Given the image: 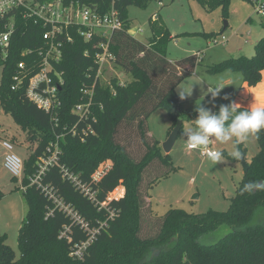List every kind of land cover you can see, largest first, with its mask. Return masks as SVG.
I'll return each instance as SVG.
<instances>
[{
	"label": "trees",
	"instance_id": "obj_1",
	"mask_svg": "<svg viewBox=\"0 0 264 264\" xmlns=\"http://www.w3.org/2000/svg\"><path fill=\"white\" fill-rule=\"evenodd\" d=\"M61 1L99 13L114 8L122 26L107 40L98 35L85 40L77 27L68 28L72 40L62 43L61 59L54 64L63 77L57 93V124L28 99L24 86L11 88L18 62L24 61L26 68L39 65L38 51L46 48L42 35L48 27L31 19H18L6 51L0 48V107L13 117L26 140L36 144L23 160L21 186L27 212L18 230L20 256L14 257L6 235L0 234V264H264V190L244 191L250 182H264V129L253 134L258 151L246 162L247 170L226 210L190 213L170 208L155 215L148 190L175 167L170 154L149 135L147 119L156 108L165 109L171 121L169 134L178 120L193 118L194 113L180 109L176 87L201 62L196 53L174 61L166 58L171 33L158 15L150 17L151 35L146 42L129 33L127 8L143 9L153 0ZM229 1L198 0L207 9L220 7L225 12ZM105 41L113 65L131 75L128 82L121 84L112 78L110 84H103L97 79L96 54L102 49L98 44ZM205 68L211 73L238 71L247 86H256L264 70V36L254 44L252 56L229 57ZM82 89L92 92L95 121L90 117L77 123L71 111L87 98ZM75 123L77 133L72 134L68 127ZM126 123L134 125L143 147L138 156H132L126 144L117 140ZM87 124L93 132L83 134L81 129ZM181 131L182 126L178 136ZM56 137L60 148L56 162L47 166L40 187L29 184L37 168L35 162ZM238 148L244 155L245 146L240 144ZM105 162H110V168L99 180H92V173ZM62 167L85 184L94 199L63 176ZM119 186L123 194L110 198ZM221 227L228 229L224 235L210 244L201 242L202 237Z\"/></svg>",
	"mask_w": 264,
	"mask_h": 264
},
{
	"label": "rangeland",
	"instance_id": "obj_2",
	"mask_svg": "<svg viewBox=\"0 0 264 264\" xmlns=\"http://www.w3.org/2000/svg\"><path fill=\"white\" fill-rule=\"evenodd\" d=\"M256 7L257 3L253 0H230L225 12L220 7L207 9L198 0H153L143 9L136 6L127 8L129 33L132 36L146 42L151 35L150 17L158 15L171 33L166 58L174 61L198 53V60L201 62V65H197L194 72L185 77L176 88L179 97L180 91L192 89L191 95H186L184 99L180 97L179 107L183 110L187 105L190 106L194 116L190 120L180 119L183 122L182 131L169 152L175 170L158 178L148 190V200L151 201V195L153 200L152 205L149 204L155 215H162L170 208L203 213L209 209L224 211L229 206L243 174L240 160H231L222 152L223 162L213 165L209 160L203 159V163L197 151H193L194 157L188 155V152L192 151L186 148L183 130L185 127H194V119L198 115L194 108L198 104L210 107L212 101L208 91L211 89L221 88L215 98L218 107L232 103L237 94L240 99L242 76L238 71L225 69L211 73L205 65L229 57L254 54V44L264 36V16L256 12ZM222 37L226 39L225 42H222ZM1 71L0 66V78ZM112 78L122 84L131 80V75L108 60L103 65L100 80L103 84H110ZM3 140L12 144L11 152L22 162L36 145L26 140L25 133L13 117L0 107V192L3 194L0 199V234L6 235V244L13 251L14 257L18 258V230L25 219L27 205L22 195V174L13 178L4 167V157L8 151L2 146ZM117 140L126 144L132 156H138L142 152L143 147L139 143L133 124H124ZM222 145L227 153L234 150L232 141ZM243 145L246 148L243 159L249 162L257 147L254 135ZM118 189V194L115 193L117 197L121 192L123 194L122 187ZM224 229L225 227H221L202 237L201 242L213 243L226 233Z\"/></svg>",
	"mask_w": 264,
	"mask_h": 264
},
{
	"label": "built area",
	"instance_id": "obj_3",
	"mask_svg": "<svg viewBox=\"0 0 264 264\" xmlns=\"http://www.w3.org/2000/svg\"><path fill=\"white\" fill-rule=\"evenodd\" d=\"M253 2L257 3L256 12L260 16H264V2L262 0H253ZM18 19H31L34 23H42L48 29L42 35L46 48L38 51V56H41L39 65L35 67L32 64L30 68H26L24 61L18 62L17 71L13 75V85L11 88L16 90L24 86L28 99L49 113L51 119L57 124V114L60 106L57 93L63 84V77L62 73L55 68L54 64L58 63L61 59L62 43L72 40V37L67 31L68 28L70 26L77 27L79 34L85 40H89L93 35L102 36L107 40L112 31L121 28L122 22L114 8H111L105 13H99L87 6L73 3L63 4L61 0H0V48L4 52L15 32ZM225 41L226 39L222 37V42ZM98 45L102 48L96 54V62L98 64L97 79L101 82L100 74L103 65L108 60L112 61V55L108 51L107 41L99 43ZM196 55L198 56V53ZM81 91L87 95V98L82 102L76 103L71 111L76 115L77 123L82 120H87L90 117L95 121L92 115V92L87 89H82ZM77 123L72 127H68L72 134L77 133ZM64 129H66V126ZM81 132L86 134L87 132L93 131L90 124H87L81 129ZM2 146L8 151L4 157V167L13 177H19L23 173L22 160L11 152L13 147L8 140H3ZM59 149L58 137H56L55 141H51L48 144L45 155L41 156L35 162L37 168L35 173L29 177V184L41 186L40 179L45 173L47 166L56 162ZM208 149L217 150L213 139L210 140ZM187 150L197 151L201 157H205L203 154L206 151L205 149L190 150L187 148ZM110 166V162L103 163L92 173L91 179L94 181L99 180ZM62 171L64 173L63 176H66L76 185L84 195L94 199V194L74 174L69 173L64 167H62ZM22 188L24 189V187ZM117 189L118 187L111 193L110 198H117ZM42 191L50 198H54L64 211L71 214V210L67 206L64 207L61 201L55 198L46 187H42ZM120 195H122V192ZM78 252L76 251L75 254L78 255Z\"/></svg>",
	"mask_w": 264,
	"mask_h": 264
},
{
	"label": "clouds",
	"instance_id": "obj_4",
	"mask_svg": "<svg viewBox=\"0 0 264 264\" xmlns=\"http://www.w3.org/2000/svg\"><path fill=\"white\" fill-rule=\"evenodd\" d=\"M220 87L211 89V101L215 107V98L220 92ZM190 91H180L181 99L191 95ZM237 103L222 104L218 111L198 104L194 111L198 113L194 127H185L183 135L186 138V147L190 150L205 149L204 155L213 164L223 162L221 150H209L210 140L215 139L220 143L232 141L234 150L229 155L235 160H243V154L238 145L246 143L249 137L264 129V107H247L238 110ZM264 190V182H250L244 186V191ZM228 231L227 228L224 229Z\"/></svg>",
	"mask_w": 264,
	"mask_h": 264
},
{
	"label": "crops",
	"instance_id": "obj_5",
	"mask_svg": "<svg viewBox=\"0 0 264 264\" xmlns=\"http://www.w3.org/2000/svg\"><path fill=\"white\" fill-rule=\"evenodd\" d=\"M239 89H240L239 92L241 93V97L239 99V95L237 94V96L234 99H232V103L235 102V103H237L236 106H243L246 108L249 106H251V107H263L264 106V70L262 71L261 81L256 86L249 87L242 80ZM177 94H178V92H177ZM178 96H179V94H178ZM179 100H180V97H179ZM203 105L206 108H212L213 111L214 110L218 111V109H219V107L217 106V103H216V99H215V107H213L212 102L210 104V107H208L207 105L205 106V104H203ZM189 107L190 106L187 105V107H185L183 110H185L189 113H193ZM182 124H183V122H182ZM170 126H171L170 118H169L166 110L161 108V107L156 108L148 116V119H147L148 133H149V135L153 136L156 140H158L160 145H161V142L166 140V138L168 137V135H169L168 131H169ZM213 141H214V145L216 146L217 150H221L222 152H224V154L227 155V158H229L231 160H235L232 157H230L229 153L226 152V150L223 148L222 143L220 144V142L215 140V139H213ZM241 145H243V144H241ZM243 146H245V145H243ZM257 151H258V147H256V152ZM188 155H190V156L193 155V157L195 156L193 154V151L188 152ZM193 157H190V158H193ZM199 157H201V156H199ZM201 159H202L203 163L205 160H208L206 156L201 157ZM203 159H205V160H203ZM150 200H151L150 203L152 205V202H153L152 195L150 196Z\"/></svg>",
	"mask_w": 264,
	"mask_h": 264
},
{
	"label": "water",
	"instance_id": "obj_6",
	"mask_svg": "<svg viewBox=\"0 0 264 264\" xmlns=\"http://www.w3.org/2000/svg\"><path fill=\"white\" fill-rule=\"evenodd\" d=\"M60 89V88H59ZM182 126V121L178 120L177 123L175 124V126L173 127V129L170 131L168 137L166 138V140H164L161 143V148L163 150L164 153H169L171 148L173 147V145L176 142L178 133L181 129ZM242 168H243V172H245L247 170V163L245 162V160H240Z\"/></svg>",
	"mask_w": 264,
	"mask_h": 264
}]
</instances>
